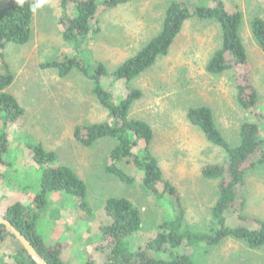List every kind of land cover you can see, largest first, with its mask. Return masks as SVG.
I'll use <instances>...</instances> for the list:
<instances>
[{
  "label": "rangeland",
  "instance_id": "obj_1",
  "mask_svg": "<svg viewBox=\"0 0 264 264\" xmlns=\"http://www.w3.org/2000/svg\"><path fill=\"white\" fill-rule=\"evenodd\" d=\"M21 1L0 0V6ZM35 1L30 41L0 48V68L14 76L7 91L23 109L20 121L7 131L9 153L0 163V215L9 205L30 204L38 193L41 171L32 160V148L41 145L57 155L58 164L73 169L89 190L86 209L74 196L53 193L40 213L37 231L47 245H61L63 264H85L103 258L99 248L101 227L110 223L105 202L113 197L127 198L141 210L142 229L128 239L132 250L153 238L160 224L172 220L176 208L185 211L190 230L207 232L213 226L219 182L206 179L202 169L224 164L226 155L189 121V110L211 108L219 130L233 146L239 142L240 125L251 118L237 103L238 74L212 76L206 71L208 61L221 48L219 24L192 17L168 53L159 56L139 77L129 83L115 82L113 76L103 81L116 101L131 89L141 91L130 118L145 121L153 129L151 149L165 180L177 188L179 201L172 196L156 199L140 178L128 185L107 174L105 162L115 141L103 139L89 147L75 138L76 127L109 120L92 94L91 80L75 71L60 77L56 70L44 69L42 64L78 58L89 70L101 64L110 74L159 34L173 1L192 9L213 6L215 0H135L114 9L104 8V0H98L100 9L93 25L98 31L79 46L63 38L58 0ZM223 1L229 11L242 13L240 35L248 53V71L264 99V53L251 33V21L262 15L264 0ZM69 14L73 16L72 8ZM261 139L264 148V133ZM241 193L247 201L246 209L242 215L228 216L226 224L231 228H257L258 224L248 218L264 220V166L249 171ZM16 245L15 240L0 232V264H12L9 254L14 253ZM179 252L189 255L195 264H264V247L250 249L236 239L217 246H183Z\"/></svg>",
  "mask_w": 264,
  "mask_h": 264
},
{
  "label": "trees",
  "instance_id": "obj_2",
  "mask_svg": "<svg viewBox=\"0 0 264 264\" xmlns=\"http://www.w3.org/2000/svg\"><path fill=\"white\" fill-rule=\"evenodd\" d=\"M132 1L135 0H104L103 6L114 9ZM58 5L61 10L59 22L66 41L79 46L98 31V28L93 27L100 9L98 0H58ZM69 8H72L73 16H70ZM36 9L35 0L0 6V48L9 44L25 45L30 41ZM192 17L204 21L214 20L219 24L221 48L208 61L206 71L212 76L236 72L237 103L251 116L240 125L239 142L233 146L219 130L211 108L200 106L189 110V121L201 130L210 144L220 148L226 155L224 164L207 165L202 169L206 179L219 182L218 198L212 214L213 226L207 232H193L186 226L185 211L176 208L172 220L160 224L153 238L132 250L128 239L142 229L141 210L127 198H109L105 202V212L110 223L101 227L99 245L103 258L98 261L90 259L85 264H195L189 255L179 252L183 246H217L228 239L244 241L250 249L264 247V220L248 218L258 224L253 229L247 226L231 228L226 224L228 216L242 215L246 209L247 201L241 191L247 174L258 166H264L261 139L264 133V112L261 111L264 99L248 71V53L240 35L243 23L240 10L229 11L223 0H215L213 6L192 9L182 2L173 1L166 10L159 34L114 72L109 74L101 64L89 70L78 58L46 62L42 68L54 69L60 77H66L73 71L80 72L91 80L92 94L108 113L109 120L76 127L75 138L89 147L103 139L115 141L105 162L107 174L128 185L140 178L146 190L156 199L172 196L179 201L177 188L165 180L159 161L151 149L153 129L145 121L130 118L132 106L142 97L141 91L131 89L116 101L103 81L107 76H113L115 82L129 83L139 77L155 64L159 56L168 53L184 24ZM251 33L264 53V11L251 21ZM13 82L11 71L0 68V163L5 162L9 153L7 131L23 116V109L17 99L7 91ZM32 160L41 171L38 193L30 204L9 205L3 216L31 242L47 264H63L61 245H47L37 231L40 213L48 203V196L53 193L74 196L86 209L88 186L73 169L58 164L54 152L46 151L41 145L32 148ZM0 232L3 237L12 238L17 243L14 253L9 254L12 264H36L2 225Z\"/></svg>",
  "mask_w": 264,
  "mask_h": 264
},
{
  "label": "water",
  "instance_id": "obj_3",
  "mask_svg": "<svg viewBox=\"0 0 264 264\" xmlns=\"http://www.w3.org/2000/svg\"><path fill=\"white\" fill-rule=\"evenodd\" d=\"M0 225L4 226L5 230L10 233L15 239L21 244V246L25 249L28 256L36 263V264H47V262L39 255V253L35 250L34 246L31 242L20 233L12 223H10L4 216L0 215Z\"/></svg>",
  "mask_w": 264,
  "mask_h": 264
}]
</instances>
